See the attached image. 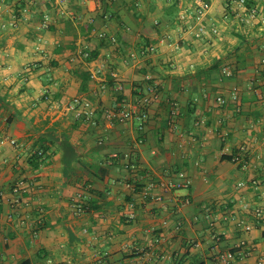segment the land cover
Segmentation results:
<instances>
[{"label":"crops","instance_id":"1","mask_svg":"<svg viewBox=\"0 0 264 264\" xmlns=\"http://www.w3.org/2000/svg\"><path fill=\"white\" fill-rule=\"evenodd\" d=\"M207 1L197 37L195 0H0V264H264V0ZM112 72L133 100L157 85L144 130L106 117Z\"/></svg>","mask_w":264,"mask_h":264},{"label":"built area","instance_id":"2","mask_svg":"<svg viewBox=\"0 0 264 264\" xmlns=\"http://www.w3.org/2000/svg\"><path fill=\"white\" fill-rule=\"evenodd\" d=\"M88 0H80L81 3H86ZM197 3L196 7V18L198 21H200V26L198 29L195 31V35L197 37L202 36L204 33L207 32L206 27L202 23V18L206 14V12L210 8V4L208 3L207 0H195ZM240 5H245L246 0H236ZM68 2L69 0H56V13L57 16L61 15H68L73 18L79 17L78 13L75 12L74 10H71L68 8ZM55 16L51 15L49 13L45 14L43 17V22L45 25L50 24L54 19ZM218 28L214 27L213 31L218 32ZM105 32L100 31L98 32V36L100 38L105 37ZM113 42H115V39H112ZM154 47L150 46L148 47V50H152ZM144 54V51H131L130 52V59L133 62V65L136 69H139L140 67V57ZM88 52H84V56H87ZM103 70V66H99L98 68L94 69L91 71L90 75L91 77H96V75ZM222 73L226 76L232 75V70L230 66L224 65L222 67ZM112 76L115 78V82L113 84L114 88L119 92L122 93L124 92L125 85L122 81L118 79V74L115 72H112ZM146 79L148 81H151L153 79L152 73L148 72L146 73ZM107 86L104 84V87ZM187 89V88H185ZM152 93V96L150 94ZM157 85L155 83L148 84L146 86V91L140 95L139 97L136 98V100H133L131 97L128 96H123L118 99L117 104L113 108H105V115L108 118L110 122H113L115 119L118 120L123 126L128 127L131 125L132 120L137 118L138 120V129L139 130H144L146 127V123L149 118V110L148 106L153 100V97H157ZM239 97V90L237 87H234L230 98L226 96H218L217 101L221 104H226L230 99L232 100H237ZM64 112H72L73 115L76 118H85L87 120H90L94 123L96 121L93 120V111L92 110H87L84 108L83 105V100L80 97H75L74 99L70 100L65 104V106L62 108ZM179 113V106L177 103L173 102L172 103V109H171V115L175 116ZM199 123V121L197 122ZM143 139H140V142H142ZM13 144H16V140H11ZM40 153H42L40 151ZM126 157L129 156V153L125 154ZM113 157H118V153H113ZM236 160H240L239 156L235 157ZM191 179L186 175L184 171L178 172V179L171 181L169 183H161L164 187L167 189H181L184 187H189L191 185ZM156 185V182L151 181L147 187L145 188V193L148 194L149 190L152 189ZM21 190V185L18 183L13 187V191L16 193H19ZM191 203V197L189 196H184L182 197L180 201V207L189 205ZM262 214V210L258 209L256 211V215L260 216ZM134 214L132 213L130 215V218H133ZM247 229L251 228V225L246 226ZM242 254H238L235 251L228 250L225 253L220 254L219 260L221 264H236V261L238 258H242Z\"/></svg>","mask_w":264,"mask_h":264},{"label":"trees","instance_id":"3","mask_svg":"<svg viewBox=\"0 0 264 264\" xmlns=\"http://www.w3.org/2000/svg\"><path fill=\"white\" fill-rule=\"evenodd\" d=\"M245 4L246 5H248V6H250L251 4L248 2V0L245 2ZM97 56V51H94V52H90V51H88V55H87V58L88 59H92V58H94V57H96ZM215 68H217V66H214ZM79 75H81L82 77H83V81L86 83L87 82V80L89 79V77H90V75H89V73H81V74H79ZM123 93V92H122ZM120 94L119 95V98H121V97H123L124 95L123 94ZM62 145L64 146V145H67L70 149H72V145L71 144H67L66 143V141H64V140H62ZM42 147H44V146H42ZM40 151L42 152V153H40ZM37 154L39 153V154H43V150L42 149H38L37 151ZM39 154L37 155V157H39Z\"/></svg>","mask_w":264,"mask_h":264}]
</instances>
